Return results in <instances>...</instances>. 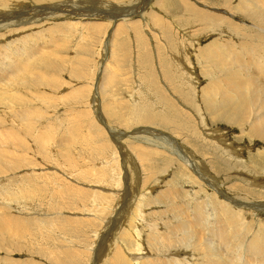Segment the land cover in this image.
<instances>
[{
	"label": "rangeland",
	"instance_id": "obj_1",
	"mask_svg": "<svg viewBox=\"0 0 264 264\" xmlns=\"http://www.w3.org/2000/svg\"><path fill=\"white\" fill-rule=\"evenodd\" d=\"M49 1L0 0V63L43 35L0 67V264H264V0Z\"/></svg>",
	"mask_w": 264,
	"mask_h": 264
},
{
	"label": "bare ground",
	"instance_id": "obj_2",
	"mask_svg": "<svg viewBox=\"0 0 264 264\" xmlns=\"http://www.w3.org/2000/svg\"><path fill=\"white\" fill-rule=\"evenodd\" d=\"M69 1V0H68ZM72 0H70V2H71ZM143 1V0H142ZM48 2H50L51 4L53 3V2H51V1H49L48 0ZM85 2V1H84ZM95 2V1H94ZM101 2L102 1H100V2H98V4H101ZM197 2V1H196ZM106 3V2H105ZM109 3V2H108ZM129 3H132V2H129ZM188 3V2H187ZM102 4H103V2H102ZM150 4V3H149ZM68 5L70 6V4L68 3ZM97 5V4H96ZM192 5V4H191ZM196 5H197V3H196ZM18 6V5H17ZM126 6V5H125ZM129 6V5H128ZM193 6V5H192ZM58 8V7H57ZM56 8V6H55V4H53V5H50V4H48V6H46V7H44L43 9H51L52 11H56V10H58ZM37 10L36 11H42V9H40V8H36ZM59 9H62V8H59ZM123 9H126V7H124ZM9 9L7 8V9H5L4 11H1L0 12V21H7L6 23H8V21L9 22H13L11 19H13V18H15V17H17L16 16V14H9L8 11ZM65 11L67 10V9H64ZM15 11V10H14ZM76 11V10H75ZM144 11H145V9H144ZM249 11V10H248ZM5 12H7V13H5ZM33 12H35V11H33ZM245 12H247V11H245ZM9 14V15H8ZM20 14V13H19ZM34 14V13H33ZM53 15V14H52ZM55 15V14H54ZM109 15V14H108ZM88 16H91V15H88ZM111 16V15H110ZM117 15H115V16H111V20L112 19H114V20H117V18H115ZM35 17V16H34ZM48 17V16H47ZM252 17V16H251ZM36 21V20H35ZM6 23H0V27H3ZM34 23V22H33ZM228 23V22H227ZM255 24V23H254ZM232 26H234V25H232ZM76 27V26H75ZM22 30H23V28H22ZM22 30H20V29H15V32L18 34V33H20V32H22ZM15 33V34H16ZM38 34H40L41 35V33H37V34H33L34 36H28V38L25 40V41H19V42H16V43H19V44H14L15 42L14 41H12L11 40V42H6L7 43V47L8 48H11L12 50H13V48H14V50H13V52H12V55L8 52V50L9 49H5V46H4V51L6 52H8L9 54H8V56H10L9 57V59L8 60H5V61H3V62H1L0 64V67L4 70V71H6V72H8L9 73V75L8 74H6V76L3 78V80L7 77V78H12L15 74H17V73H19V74H17L16 76H14L12 79H18V78H20V76H21V74H20V72H22V71H26L27 69H28V65H31V64H28L27 65V63H29L28 61H29V59H30V57L32 56V55H30L31 53H28V51H27V49L29 48V46H31V51L33 52V51H35L36 50V48L38 47L37 45H35L36 43H38L39 41H41V39H42V37H36V35H38ZM242 35V34H241ZM41 36H43V35H41ZM50 37V36H49ZM242 41V40H241ZM32 42V43H31ZM246 42V41H245ZM47 43V42H46ZM50 43H51V40H50ZM108 43V42H107ZM221 43V42H220ZM241 43V42H240ZM247 43V42H246ZM32 44V45H31ZM238 44H239V42H238ZM242 44H245V43H241L240 45H242ZM248 44V43H247ZM21 45H22V47H21ZM106 45V44H105ZM220 45H222V44H219L218 43V46H219V48L220 49H222V50H224L225 52L222 54V55H219V52L217 51V50H213V52H208L207 51V54L205 55L206 56V58H207V56L209 57V59H211L213 62H214V64L215 65H217V66H221L222 67V69L221 68H219V69H221L220 71H223V74H224V76H225V82L229 85V86H233L234 88H236V89H246L247 90V88L249 87V84H251V83H253L255 80H257L262 74H263V72H258L259 74H254V68L251 66V64H250V60H253V59H250L249 58V63L247 62V66H244V64H243V62H242V60L240 61V62H238L237 60L239 59V57L240 56H236L235 57V60H234V62L233 63H236L235 65L233 64V65H230V66H226L225 65V54H226V50L223 48V46H220ZM246 45V44H245ZM245 45H242V47L243 46H245ZM249 46H251L252 44L250 43V44H248ZM253 45H254V43H253ZM20 48H19V47ZM109 46V45H108ZM247 46V45H246ZM260 46V45H259ZM262 46V45H261ZM6 47V48H7ZM16 47H18V48H16ZM253 48H254V46H253ZM253 48H252V51H255V50H253ZM262 48H264V47H262ZM30 49V48H29ZM243 49H245V47L243 48ZM249 49H251V48H249ZM255 49V48H254ZM109 50V49H108ZM211 50H212V48H211ZM245 50H247V49H245ZM244 50V51H245ZM259 50V49H258ZM257 50V51H258ZM264 50V49H263ZM241 51H243L242 49H241ZM248 54H249V50L248 51H246ZM250 52H251V50H250ZM108 53V52H107ZM240 53V52H239ZM3 54V53H2ZM33 54V53H32ZM254 54H256V52L254 53ZM253 54V55H254ZM260 54H261V52L259 53V56H260ZM5 56V55H4ZM203 56V55H202ZM251 56H252V53H251ZM257 56H258V54H257ZM258 56V57H259ZM244 57V56H243ZM253 57V56H252ZM5 58H6V56H5ZM43 58V57H42ZM203 58V57H202ZM201 58V59H202ZM245 58V57H244ZM248 58V57H247ZM246 58V59H247ZM262 58V57H261ZM260 58V59H261ZM41 59V58H40ZM258 58H256V60H257ZM264 59V58H263ZM262 59V60H263ZM208 60V59H207ZM207 60H204L205 62H207ZM39 61V60H38ZM37 61V62H38ZM41 61V60H40ZM43 61V60H42ZM201 61H203V59L201 60ZM228 61H229V59H228ZM253 61H255V60H253ZM252 61V62H253ZM259 61V60H258ZM261 61V60H260ZM264 61V60H263ZM33 62V61H32ZM37 62L35 63V64H37ZM106 62V61H105ZM204 62V63H205ZM211 62V61H210ZM104 63V62H103ZM255 63V62H254ZM42 64V63H41ZM256 64L258 65L259 64V62L257 63V61H256ZM208 65V63H206V66ZM212 65H213V63H212ZM256 65V66H257ZM261 65V64H260ZM34 66V65H33ZM36 66V65H35ZM38 66V65H37ZM102 66H103V64H102ZM206 66H204V68L206 67ZM217 66H215L214 68H216ZM259 66V65H258ZM208 67L209 66H207V71H209V69H208ZM211 67V66H210ZM259 67H261V66H259ZM213 68V67H212ZM263 68V67H262ZM219 69H218V71H219ZM257 69V68H256ZM261 69V68H260ZM260 69H259V71H260ZM212 70V69H211ZM258 70V69H257ZM213 71V70H212ZM211 71V72H212ZM219 71V72H220ZM254 71V72H253ZM221 73V72H220ZM100 74V73H99ZM99 77V76H98ZM219 77H221L220 75H219ZM218 77V78H219ZM97 79V78H96ZM215 79H217V77L216 78H214V80ZM221 79V78H220ZM46 80V79H45ZM213 80V79H212ZM0 81H2V80H0ZM4 83H5V85L7 84H10L11 82L10 81H7L6 82V80H4L3 81ZM3 82H0V83H3ZM213 82V81H212ZM222 82H224V81H222ZM4 85V84H3ZM2 85V86H3ZM44 85V84H43ZM211 84L209 83V88L210 87H212V86H210ZM213 85V84H212ZM1 88V87H0ZM5 88V87H4ZM4 88H1V89H3L4 90ZM29 88H30V86H29ZM2 90V91H3ZM248 92H249V89H248ZM6 93H4V92H1L0 91V102H2L3 104H6V102H7V97H6V95H5ZM227 97L229 98V99H231V98H237L240 102H247L248 101V99H247V94L246 95H244V94H241L240 96H238V97H233V96H229V95H227ZM255 100H257V101H261L262 103H260V104H262V106H264V94H261V95H259V96H257L256 97V99ZM9 101V100H8ZM12 104V103H11ZM13 105H14V103H13ZM18 107V106H17ZM16 107V108H17ZM13 108V107H12ZM19 110V109H18ZM261 112V111H260ZM32 113V112H31ZM14 117V116H13ZM258 121H260V122H262V129L260 130L261 131V136L264 138V116L261 118V120L259 119ZM258 127H259V125H258ZM108 128V127H107ZM163 143H165V142H163ZM174 144V143H173ZM175 144H177V143H175ZM167 146H168V144H166ZM180 145V144H179ZM177 145H174V148L176 147ZM170 147H171V145H170ZM169 147V148H170ZM173 149V148H172ZM183 149V148H182ZM176 150H178V148L176 149ZM41 151V150H40ZM185 151V150H184ZM183 153V152H182ZM34 156H36V155H34ZM61 159V158H60ZM130 160H132V159H130ZM135 164V163H134ZM131 174V173H130ZM146 177V176H145ZM123 179V178H122ZM144 182H145V180H143ZM23 190V189H22ZM101 190H99V192H100ZM4 192V191H3ZM17 193V192H16ZM24 193V192H23ZM15 196V195H14ZM6 198H8L7 196H6ZM11 198H12V196H11ZM14 199V198H13ZM18 200V199H17ZM258 208V207H257ZM260 208V207H259ZM3 226H7V224L6 225H4V224H1L0 223V227H3ZM256 243H259L258 241H254L252 244L253 245H255ZM260 247H262V246H260ZM250 249H252L253 251H255V250H257V249H260L261 250V255L263 256L264 255V250L262 249V248H255L254 246L252 247V248H250ZM262 258V257H261ZM210 259L214 262V264H221V262H222V260H221V258L219 257V254H218V252H215L214 254H213V256H211L210 255ZM63 260V259H62ZM257 262V261H256Z\"/></svg>",
	"mask_w": 264,
	"mask_h": 264
}]
</instances>
